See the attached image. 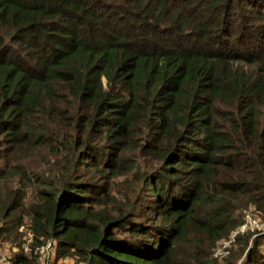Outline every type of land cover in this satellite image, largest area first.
Returning a JSON list of instances; mask_svg holds the SVG:
<instances>
[{
  "label": "trees",
  "instance_id": "16d2710c",
  "mask_svg": "<svg viewBox=\"0 0 264 264\" xmlns=\"http://www.w3.org/2000/svg\"><path fill=\"white\" fill-rule=\"evenodd\" d=\"M248 208L264 215V0H0L10 264L48 242L75 264H218Z\"/></svg>",
  "mask_w": 264,
  "mask_h": 264
},
{
  "label": "rangeland",
  "instance_id": "374dc122",
  "mask_svg": "<svg viewBox=\"0 0 264 264\" xmlns=\"http://www.w3.org/2000/svg\"><path fill=\"white\" fill-rule=\"evenodd\" d=\"M241 216H242L241 218L242 225H245V231H243V233L238 232V234H235V235L232 234V236L233 235L234 236L230 243L228 242L229 240H224L218 244L214 252V258L217 260L218 264H223V262L227 258L229 254V250L233 246L234 237L237 235H242V234H249L250 238L248 241L247 248L245 249L243 254L240 256L237 264H241V261L245 259L246 252L249 249L254 248L256 244L259 245L258 246L259 253L261 254L263 258L262 261L264 264V215H260L259 213L255 212L253 208H248L247 210L241 213ZM21 230L23 233V241H25V246H27L30 240V236L28 235V231L26 230V228H23ZM237 231H235V233ZM0 246L4 251L10 253V255L11 253H13L9 251V247L7 245L0 244ZM6 248H8V250ZM232 249L235 251L239 250L238 246L236 245H234ZM53 264H75V262L71 258L55 260L53 256Z\"/></svg>",
  "mask_w": 264,
  "mask_h": 264
},
{
  "label": "built area",
  "instance_id": "2783aa9c",
  "mask_svg": "<svg viewBox=\"0 0 264 264\" xmlns=\"http://www.w3.org/2000/svg\"><path fill=\"white\" fill-rule=\"evenodd\" d=\"M243 231H245V225H242L240 227V229L234 233L238 234L239 233H243ZM233 235V236H234ZM233 236L231 237V239L228 241L229 243L232 241ZM52 244L50 242L46 243L44 246H41L39 248H36L34 250V254L37 256L39 262L41 264H53V254H52ZM31 250L27 247L24 246V252L25 253H29ZM0 264H10L9 263V257L6 251H4L1 246H0Z\"/></svg>",
  "mask_w": 264,
  "mask_h": 264
}]
</instances>
